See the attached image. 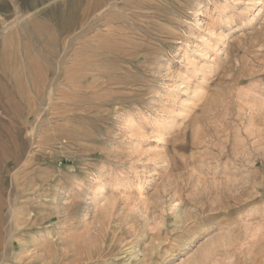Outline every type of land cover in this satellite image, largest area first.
Here are the masks:
<instances>
[{"label":"rangeland","instance_id":"obj_1","mask_svg":"<svg viewBox=\"0 0 264 264\" xmlns=\"http://www.w3.org/2000/svg\"><path fill=\"white\" fill-rule=\"evenodd\" d=\"M93 1L0 0V264H264V0Z\"/></svg>","mask_w":264,"mask_h":264},{"label":"bare ground","instance_id":"obj_2","mask_svg":"<svg viewBox=\"0 0 264 264\" xmlns=\"http://www.w3.org/2000/svg\"><path fill=\"white\" fill-rule=\"evenodd\" d=\"M80 2L82 3V0H80ZM76 3H77L76 0H71L67 10L64 11L63 13H59L57 11L58 10L57 8L52 10L53 19L56 23L57 28L67 29L68 26H70V25L72 26L74 24V22L76 21V18H77ZM104 3H105V0H94L91 4H88V5L82 4L83 7L81 8V11H80L81 18L86 19L87 17H89L90 13H92V12L93 13L101 12L100 10L104 7V5H105ZM223 231H225V230H223ZM230 234L231 233L226 232L225 234L222 233L220 235L219 234L216 235L214 237V239L210 240L207 243V245H205V248H202L203 250H201L198 257L190 259V261L187 262L186 264H198L200 261L206 262L205 260H207L209 258V256L212 255V253L214 251L213 248L215 246H220V247L223 246L224 247V245L226 244V240H228L230 237L228 239H226V238H227V236H230ZM228 244L229 243H227V245ZM220 247H218V248H220ZM215 250H217V249H215Z\"/></svg>","mask_w":264,"mask_h":264}]
</instances>
